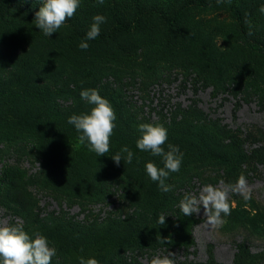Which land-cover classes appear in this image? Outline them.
Returning a JSON list of instances; mask_svg holds the SVG:
<instances>
[{
    "label": "rangeland",
    "instance_id": "1",
    "mask_svg": "<svg viewBox=\"0 0 264 264\" xmlns=\"http://www.w3.org/2000/svg\"><path fill=\"white\" fill-rule=\"evenodd\" d=\"M21 1L42 6L41 0ZM139 1L168 14L184 3ZM232 2L248 14L252 36L264 40V0ZM112 6L128 21L137 8L133 0H81L50 37L26 17L0 10V111L6 117L0 122V179L8 177L7 184L0 180V223L20 221L30 235H45L57 250L51 264H79L81 256L99 264H150L168 252L176 254L175 264H237L241 246L240 261L264 264V53L241 43L235 20L221 7L189 11L183 29L192 40L152 11L139 32L81 50L70 33L90 30L97 14L106 17L100 28L106 27ZM85 88L98 89L117 117L104 156L78 147L77 131L65 147L47 136L73 114L90 111L93 105L80 97ZM141 123L168 130L165 150L168 143L180 145L181 169L166 180L170 192L146 172L147 162L163 163L136 147ZM124 146L134 153L132 163L117 165L111 157ZM72 158L82 159V167H70ZM241 174L252 199L231 193V214H222L221 227H205L203 206L191 216L180 211L186 192L235 184ZM40 208L48 216H40ZM129 223L150 229L155 243L131 233ZM158 235L172 242L162 244Z\"/></svg>",
    "mask_w": 264,
    "mask_h": 264
},
{
    "label": "clouds",
    "instance_id": "2",
    "mask_svg": "<svg viewBox=\"0 0 264 264\" xmlns=\"http://www.w3.org/2000/svg\"><path fill=\"white\" fill-rule=\"evenodd\" d=\"M105 0H96L98 5H103ZM221 0H217L220 3ZM81 0H41L42 6L35 14V26L45 36L50 37L71 19L80 7ZM264 14V5L259 8ZM248 15L247 13L245 14ZM106 22V17L100 14L93 16V23L86 36L81 40L79 48L87 50V41L94 40L100 35V25ZM249 26L248 35L252 36L251 21H245ZM83 83V82H81ZM81 99L89 105H93L88 113L73 114L68 118V123L73 125L77 133V146H86L88 151L94 152L98 157L104 156L110 150V137L116 127L117 119L113 106L106 98L99 94L95 88H85L80 92ZM139 138L136 147L143 152L160 157L163 167H158L153 162H147L146 172L153 182H158L162 192H170L173 186L166 183L170 173H178L183 161V153L179 147L171 143L164 145L168 140V130L160 123H141L137 126ZM134 153L127 147L121 148L120 152L112 156V160L119 165L121 160L131 164ZM231 193H237L245 201L252 199V189L248 186L247 179L241 174L235 184H225L220 181L218 185H204L199 194L185 193L179 203V209L184 216L199 214L203 206L205 227L219 228L225 221L222 214H231L232 207L229 203ZM166 214L158 218L160 225L165 224ZM157 239L165 244V239L159 235ZM172 241L167 239V243ZM48 238L39 231L31 235L25 230L22 222L15 224L0 223V264H51L52 258L57 255L54 246H50ZM175 253L168 252L167 255H156L150 260V264H175ZM79 264H99L96 258L79 257Z\"/></svg>",
    "mask_w": 264,
    "mask_h": 264
},
{
    "label": "trees",
    "instance_id": "3",
    "mask_svg": "<svg viewBox=\"0 0 264 264\" xmlns=\"http://www.w3.org/2000/svg\"><path fill=\"white\" fill-rule=\"evenodd\" d=\"M133 2L136 5V13L134 17L128 21L127 19L123 18L116 7H110L109 8V22L106 27L100 28V35L94 39L89 40L87 43L89 45H102V44H109L114 43L120 36L122 35H130L137 33L141 30V25L143 18L145 17L146 13L157 11L159 14L160 19L163 21L164 25L171 29H178L181 32L182 37L192 40L193 37L187 33L184 29V21L189 13L190 10L193 8H210V7H221L225 9L230 16L235 20L239 39L241 43L246 46L248 49L254 52L258 53H264V40L255 38L253 36H249L247 33V29L245 27V21L247 19V16L244 12L240 11L232 2V0H221L220 3H217V0H184V3L182 6L177 9L174 13L168 14L162 10L156 9V7L151 8H143L140 5L139 0H133ZM38 5L32 4L30 1H21V0H0V10L3 8L7 9L8 11L22 15L26 17L27 19L34 21L36 12L39 11V8L41 7L39 3ZM89 31V29L85 30H73L70 33V38L75 39L78 42H81L86 36V33ZM41 89V88H40ZM38 90V88H37ZM46 90L49 92V88H46ZM28 93H34L35 90L27 91ZM39 94H43V91H38ZM107 95L110 97L112 101H114V97L111 93H107ZM7 109H14V102L7 101L6 102ZM6 119L5 114L0 111V122L4 121ZM39 127L41 125L37 123ZM75 128L68 124L67 126H61L57 131H50L47 136L52 139L56 140L62 147L66 146V142L69 138L76 135ZM176 146H180L179 143L176 144ZM226 163L229 162V159H224ZM84 161L82 159H76L72 158L69 161L70 167H73L74 169H78L82 167ZM1 180V179H0ZM2 183L7 184L8 177L5 175V178L1 180ZM74 203H70L69 206L73 205ZM40 216L46 217L48 216V213H44V210L40 208ZM65 221V220H64ZM183 227H185V231L188 236L191 235V225H189L186 221L183 223ZM128 224L127 228L131 230V233L140 234V238H144L146 241L150 243H155V236L153 232L150 229H147L145 227L136 226ZM188 241H190V244L193 245L191 242V239L189 238ZM187 250V249H186ZM241 254L237 257V264H252L253 260L245 261V260H239L240 257L244 253V246L240 247ZM239 260V261H238Z\"/></svg>",
    "mask_w": 264,
    "mask_h": 264
}]
</instances>
